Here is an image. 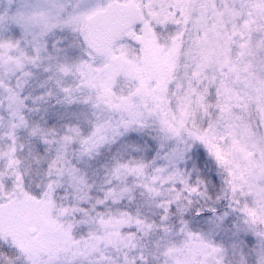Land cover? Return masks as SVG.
<instances>
[{
  "label": "snow or ice",
  "instance_id": "1",
  "mask_svg": "<svg viewBox=\"0 0 264 264\" xmlns=\"http://www.w3.org/2000/svg\"><path fill=\"white\" fill-rule=\"evenodd\" d=\"M0 264H264V0H0Z\"/></svg>",
  "mask_w": 264,
  "mask_h": 264
}]
</instances>
